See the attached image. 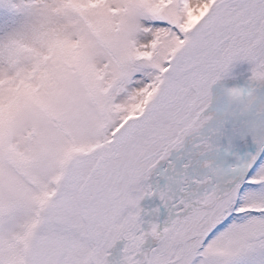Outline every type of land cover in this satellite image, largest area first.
<instances>
[{
    "label": "snow or ice",
    "instance_id": "obj_1",
    "mask_svg": "<svg viewBox=\"0 0 264 264\" xmlns=\"http://www.w3.org/2000/svg\"><path fill=\"white\" fill-rule=\"evenodd\" d=\"M0 264H264V0H0Z\"/></svg>",
    "mask_w": 264,
    "mask_h": 264
},
{
    "label": "rangeland",
    "instance_id": "obj_2",
    "mask_svg": "<svg viewBox=\"0 0 264 264\" xmlns=\"http://www.w3.org/2000/svg\"><path fill=\"white\" fill-rule=\"evenodd\" d=\"M243 67H246V65H245V66H243ZM237 70H239V68H238Z\"/></svg>",
    "mask_w": 264,
    "mask_h": 264
}]
</instances>
